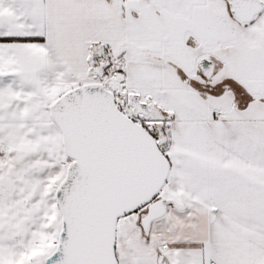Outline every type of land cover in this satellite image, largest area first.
<instances>
[{
	"label": "snow or ice",
	"instance_id": "obj_1",
	"mask_svg": "<svg viewBox=\"0 0 264 264\" xmlns=\"http://www.w3.org/2000/svg\"><path fill=\"white\" fill-rule=\"evenodd\" d=\"M0 264H264V0H0Z\"/></svg>",
	"mask_w": 264,
	"mask_h": 264
}]
</instances>
